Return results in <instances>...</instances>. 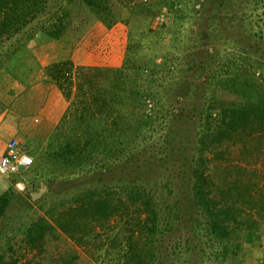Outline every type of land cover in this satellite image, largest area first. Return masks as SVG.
<instances>
[{"label": "trees", "instance_id": "1", "mask_svg": "<svg viewBox=\"0 0 264 264\" xmlns=\"http://www.w3.org/2000/svg\"><path fill=\"white\" fill-rule=\"evenodd\" d=\"M86 17L124 23L122 59L78 67L72 99ZM42 68L70 104L0 195V264H89L75 243L118 217L99 247L119 264H241L264 189L213 161L264 132V0H0V69L30 85Z\"/></svg>", "mask_w": 264, "mask_h": 264}, {"label": "crops", "instance_id": "2", "mask_svg": "<svg viewBox=\"0 0 264 264\" xmlns=\"http://www.w3.org/2000/svg\"><path fill=\"white\" fill-rule=\"evenodd\" d=\"M81 25L86 29L84 41L89 42L88 48L97 46L102 38L97 37L98 31L106 27L92 20H86ZM117 25L119 24L112 28L116 29ZM76 31L75 28L74 35ZM124 31L125 29L120 33L111 34L106 42H115L116 46L121 47L125 41ZM102 42H105V39ZM111 50L112 48L107 51V46L99 50L97 61L102 63L109 60L104 55ZM79 55L80 47L77 48L73 40L71 58L74 63L84 61V56ZM49 56L50 54H47L41 61L43 66L48 62ZM102 56L104 57L101 58ZM36 78L37 80L27 85L6 69H0V158L10 145H15L25 152L46 148L53 131L68 110L70 100L56 82L46 78L43 68L37 72ZM9 177L0 174V195L9 188L10 181H19L18 175Z\"/></svg>", "mask_w": 264, "mask_h": 264}, {"label": "rangeland", "instance_id": "3", "mask_svg": "<svg viewBox=\"0 0 264 264\" xmlns=\"http://www.w3.org/2000/svg\"><path fill=\"white\" fill-rule=\"evenodd\" d=\"M86 19H83L85 22ZM90 21V20H89ZM155 25L158 27L161 26V24L165 23L164 19L161 18L159 20L154 21ZM102 24V23H101ZM116 29L112 30L111 33V28H107L104 24V27L106 29L99 30L97 37L101 38V42H98L97 46L91 47L90 49L87 46V43L84 41L85 40V35H86V29L81 27L80 25L76 26V33L73 37L74 42L76 43L77 48L80 47V56H84V61L80 63H74V71H73V80H74V86H73V91L71 98L73 99L76 94V85H75V72L78 67L80 66H112L120 63L122 59V45L121 47L116 46L117 43L115 42H106L110 37L111 34H117L118 32H122L123 29L126 28L124 23H118ZM88 25V24H86ZM92 25V23H91ZM90 25V26H91ZM248 25V24H247ZM116 26V25H115ZM83 28V29H82ZM250 28V25L248 26ZM108 38V39H107ZM105 39V42H102V40ZM219 46L221 43H217ZM216 44V45H217ZM108 45H110L108 47ZM107 46V51L112 48L110 53H107L105 58H109V60H106L105 62L99 63L97 61L98 58V52L99 50H102ZM222 49V45L220 46ZM88 49V50H87ZM88 51V52H87ZM84 54V55H83ZM102 56L101 58H103ZM78 57V55H77ZM114 57V58H113ZM74 96V97H73ZM229 156L226 157L224 160L220 159H214L213 163L217 173L214 174L217 179H220V175L223 172H226V169L230 172V176H227L229 179L234 178V176H237L238 173H242L244 176L242 179L243 180H248L247 177L253 182L256 183L258 186V189H264V132L263 133H258L255 135V137H252L249 141V143L246 144L244 147L242 144L238 145H233L230 150H229ZM227 167V168H226ZM227 173V172H226ZM15 176L17 174H14ZM14 175L10 176L9 178L13 177ZM226 175V174H224ZM11 183V181H10ZM19 184V185H17ZM16 188L18 191H23V189L26 186V183L18 181L16 183ZM42 190V194L39 198L36 200L42 198L45 193L48 191V187L46 185H41L40 190ZM38 191V192H39ZM51 199H48L45 204V208L48 207L49 203L51 202ZM123 219L117 218L113 220L107 227L106 231L100 230L99 227H97V230L94 231L92 234L89 236V243L84 244V245H77V247L83 251L88 260L89 264H119L117 260L113 259V252L110 250V255L108 256L106 251L104 249H101L99 246H101L102 243H105L107 246L109 245L110 241L108 240V235L109 234H114L115 230H120V227L123 226ZM261 227H264V222L262 223ZM115 229V230H114ZM105 241V242H104ZM113 249V247H110ZM112 255V256H111ZM20 262H25L27 259L26 256H21L20 257ZM238 261L241 264H264V233H251V232H245L242 236L241 239V249L239 251L238 255Z\"/></svg>", "mask_w": 264, "mask_h": 264}, {"label": "built area", "instance_id": "4", "mask_svg": "<svg viewBox=\"0 0 264 264\" xmlns=\"http://www.w3.org/2000/svg\"><path fill=\"white\" fill-rule=\"evenodd\" d=\"M24 157H28L31 162H25ZM33 162L34 158L28 152L20 150L15 145H10L6 152L0 158V169H3L2 171H0V174L2 176L9 177L13 174L20 173L24 169L31 166Z\"/></svg>", "mask_w": 264, "mask_h": 264}, {"label": "water", "instance_id": "5", "mask_svg": "<svg viewBox=\"0 0 264 264\" xmlns=\"http://www.w3.org/2000/svg\"><path fill=\"white\" fill-rule=\"evenodd\" d=\"M41 194H42V190L37 192V193H33L32 194V199L36 200L37 198H39L41 196Z\"/></svg>", "mask_w": 264, "mask_h": 264}, {"label": "clouds", "instance_id": "6", "mask_svg": "<svg viewBox=\"0 0 264 264\" xmlns=\"http://www.w3.org/2000/svg\"><path fill=\"white\" fill-rule=\"evenodd\" d=\"M24 160H25V162H27V163H30L31 161H30V159L28 158V157H24ZM3 169H0V171H2Z\"/></svg>", "mask_w": 264, "mask_h": 264}]
</instances>
